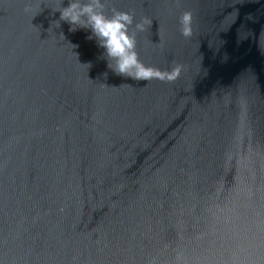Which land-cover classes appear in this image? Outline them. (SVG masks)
Wrapping results in <instances>:
<instances>
[{
  "label": "water",
  "instance_id": "obj_1",
  "mask_svg": "<svg viewBox=\"0 0 264 264\" xmlns=\"http://www.w3.org/2000/svg\"><path fill=\"white\" fill-rule=\"evenodd\" d=\"M59 6L0 0V264H264V0H110L173 81L112 73Z\"/></svg>",
  "mask_w": 264,
  "mask_h": 264
},
{
  "label": "clouds",
  "instance_id": "obj_2",
  "mask_svg": "<svg viewBox=\"0 0 264 264\" xmlns=\"http://www.w3.org/2000/svg\"><path fill=\"white\" fill-rule=\"evenodd\" d=\"M36 2L43 6V0ZM109 2L110 0H68L65 6L64 0H59V7H48L53 10V15L57 11L60 13L58 19L51 21L49 29L54 26L59 28L63 21L69 24L71 32L86 30V38L94 40L103 50L100 58L106 61L107 69L118 76L134 81H149L154 78L173 81L179 78L184 71L183 65L162 70L140 59L137 50L138 34L151 27L153 20L147 16L137 19L132 12L115 7L110 12L106 11ZM26 11L31 12L32 9L29 7ZM193 20L194 13L191 10L184 11L179 17V30L185 38L194 34ZM59 36L66 39L63 31ZM69 43L73 49L78 47ZM107 75L105 72L104 76Z\"/></svg>",
  "mask_w": 264,
  "mask_h": 264
}]
</instances>
